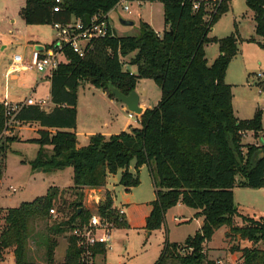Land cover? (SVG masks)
I'll use <instances>...</instances> for the list:
<instances>
[{"label": "trees", "instance_id": "1", "mask_svg": "<svg viewBox=\"0 0 264 264\" xmlns=\"http://www.w3.org/2000/svg\"><path fill=\"white\" fill-rule=\"evenodd\" d=\"M150 1H159L164 6L166 28L161 35L149 22L141 20L137 35L109 33L93 40L84 57L67 49L66 60L49 75L53 106L46 109L29 105L17 113L16 119L21 124L40 126L39 137L32 139L40 145L32 166L49 171L72 167V189L77 198L70 203L71 209L65 211L60 202L63 190L52 186L45 195L3 211L0 249L14 248L16 264H35L27 253L31 220L46 217L55 208L68 220L49 229L64 234L73 222L86 219L90 213L84 205L87 187H105L98 209L112 216L116 194L107 187L108 178L120 173L119 185L130 190L140 185V169L144 165L149 169L156 193L146 229L160 228L166 212L178 205L196 209L195 215L204 217L200 229L184 242L192 253L181 256L177 253L181 244L166 241L155 264H168L171 259H179L180 264H215L208 258L206 248L222 226L229 228L227 236L240 235L253 243L264 241V221L241 214L234 196L236 186L264 188V156L260 157L264 152V110L257 108L249 119L235 114L233 86L225 77L231 60L239 52L241 37L237 24L228 36L209 35L230 9V0ZM195 1L200 2L197 9ZM118 2L26 0L19 14L27 25H52L73 18L85 20L86 15L107 14ZM211 2L216 4L209 10L206 5ZM246 4L254 12L256 34L262 37L264 47V0H246ZM57 5L59 11L54 10ZM210 43H217L220 49L211 65L205 51ZM130 54H134L130 63L137 66L136 73L125 69L121 60ZM140 78L153 79L162 90L158 104L141 114L140 125L110 136L94 134L88 145L79 148L75 132L78 87L90 83L115 98L110 86L128 95L136 89ZM5 111L0 102V147L7 151L16 137L3 134ZM249 132L258 142L243 144ZM46 146H52L51 152ZM132 164L134 172L130 171ZM239 216L245 225L237 224ZM57 246L56 238H48V264H58ZM240 251L242 264H264V248L244 247ZM76 261L77 249L70 237L63 264Z\"/></svg>", "mask_w": 264, "mask_h": 264}, {"label": "rangeland", "instance_id": "2", "mask_svg": "<svg viewBox=\"0 0 264 264\" xmlns=\"http://www.w3.org/2000/svg\"><path fill=\"white\" fill-rule=\"evenodd\" d=\"M217 1V0H214ZM26 0H0V100L5 92H8L12 101L25 99L32 96L34 99L50 100L49 79L37 71H22L7 75V69L17 53L26 54L25 44H32L36 33L41 34L43 39L51 43L55 38V31L52 25L30 26L25 23L20 16V9L24 6ZM218 3V2H217ZM130 8L124 10L122 4L109 12V21L117 35L128 34L137 35L140 32V21H148L155 30L165 28L164 6L159 1L150 0H129ZM216 4L211 2L207 5L209 10ZM230 9L221 17L223 19H232L237 23L242 21L244 13L248 12L249 7L246 0H230ZM236 16V17H235ZM220 17V18H221ZM134 21L133 25L125 26L120 19ZM219 18V19H220ZM13 19L15 21L13 22ZM244 32L246 30L244 29ZM213 29L209 35L212 36ZM243 45L244 55L255 73H252L246 80L247 85H237L233 89V99L236 107L245 105L246 102L253 101L259 108L264 110V82L258 83L257 74L264 73V47L261 42L247 40ZM211 47V45H206ZM211 49V48H210ZM31 52V51H30ZM134 54L122 57L124 68L130 70V60ZM257 81V83H255ZM138 88L144 94L146 102L153 106L161 100L162 90L153 79H138ZM108 94V93H107ZM52 107L49 102L44 106L46 109ZM78 118L79 125L77 131L82 133L89 131L90 128L98 130L105 129V124L110 122L112 117V108L109 104V98L101 88H97L90 83H82L78 87ZM118 113V119L122 120L123 114ZM249 113L248 118L253 117ZM127 115V113H126ZM137 116L141 117V115ZM131 120L135 119L130 117ZM126 121V116L124 117ZM135 121V120H134ZM135 125V123H133ZM22 130L17 139V130L5 136L16 137V140L9 144L7 151L0 147V228L2 229L3 211L16 207L23 201H32L38 196L45 195L49 187L62 189L61 200L65 211L71 209L72 203L77 196L73 192V168L66 167L57 170H45L34 168L32 161L35 159L40 145L32 138L39 137L37 131H33L34 123H22ZM37 126V125H36ZM139 126V125H138ZM253 138L245 137V142H251ZM6 155V156H5ZM108 178L107 187L114 191L116 209H124L128 215V226H120L113 232V249L108 252L107 259L112 264H155L159 259L166 241L170 243L177 242L183 247H178L177 253L181 256L192 253V249L185 248V240L188 236L194 235L200 229L201 223L193 217L195 209L188 206H176L166 212V220L160 228L148 230L145 228L144 220L147 212L146 204L144 206H132L128 210L127 203L136 204L139 200H152L156 197L152 177L147 167H143L140 173L141 183L131 191H127L122 185L115 186L114 178ZM5 178V179H4ZM16 188L13 192L11 187ZM98 197L93 198L92 205H98L97 199L101 194L105 196V187H98ZM116 189V190H115ZM85 190V189H84ZM86 194V193H85ZM100 194V195H99ZM235 204L241 214L250 216L258 221H264V188H248L236 186L234 188ZM85 200V197H84ZM59 202V203H60ZM85 202V201H84ZM85 205V203H84ZM99 206V205H98ZM95 211L87 209V213ZM149 214V213H148ZM78 220V219H77ZM76 220V221H77ZM127 221V220H126ZM50 212L48 216L36 218L30 221L31 235L27 243V253L29 259L35 264H48L46 257V244L48 238H56L58 246L55 250V260L58 264H63L66 257V251L69 243V231L64 234H56L49 228L58 224ZM130 224V225H129ZM143 224V225H142ZM237 224L242 225V217H237ZM227 226L217 229L211 241L206 248L207 256L215 264H242V252L244 247L257 246L264 248V241L253 243L250 240L242 239L240 235H226ZM14 248L3 249L5 258L0 264H16ZM235 254V256H233ZM180 264L179 259H171L168 264Z\"/></svg>", "mask_w": 264, "mask_h": 264}, {"label": "built area", "instance_id": "3", "mask_svg": "<svg viewBox=\"0 0 264 264\" xmlns=\"http://www.w3.org/2000/svg\"><path fill=\"white\" fill-rule=\"evenodd\" d=\"M60 3L62 0H56ZM129 0H119L112 8L116 9L119 4H122L124 10L130 8ZM200 6L199 1L194 2V8ZM207 6V5H206ZM60 5L54 7L55 11H59ZM109 13H97L91 17L90 24L81 18H73L71 21L62 23L55 22L52 24L55 31L54 40L45 47L35 48L30 56L25 58L22 54H15L7 70V75L22 71H37L43 74L52 75L62 61H65L66 50L69 49L80 57H84L90 48L93 40L107 36L109 33L114 34L109 21ZM160 35V34H159ZM263 78L264 73L258 74ZM264 88L260 89L263 92ZM5 108V129L3 134L8 135L14 128L20 126L21 123L16 119L17 113L24 107L29 105H47L46 99L36 100L31 96L26 97L22 101L12 102L9 99L8 92H5L1 101ZM130 117H138L136 120L141 121L140 117L134 112H129ZM15 192L16 188L10 186ZM94 190H100L92 188ZM104 195L98 198V204L102 202ZM115 209L112 216L102 214L99 209L92 211L83 220L73 222L70 229V236L73 239L75 248L77 249L76 264H112L107 259L108 252L113 249V232L126 221V212L124 209ZM50 214L55 220L60 222L67 221L55 208L50 209ZM65 219V220H63ZM0 228V236H1ZM1 246V239H0ZM5 254L3 249H0V262L4 259Z\"/></svg>", "mask_w": 264, "mask_h": 264}, {"label": "crops", "instance_id": "4", "mask_svg": "<svg viewBox=\"0 0 264 264\" xmlns=\"http://www.w3.org/2000/svg\"><path fill=\"white\" fill-rule=\"evenodd\" d=\"M236 17V16H235ZM128 20V19H127ZM15 21V19H13V22ZM134 22V21H133ZM148 22V21H147ZM150 23V22H149ZM235 23L237 24V28H238V32L240 34V37H241V40L239 42V52L238 54L231 60L229 66H228V69H227V72H226V77H225V80L227 83L231 84L233 86V89L235 86L237 85H247L246 83V80H248L247 77H249L252 73H255L253 70H252V67H250V64L248 63L245 55H244V50H243V45L245 44V42H248L247 40L251 39V38H255V41H258V42H261V39L262 37L257 35L256 34V27H255V20H254V12L249 8L248 12L244 13V15L242 16V21L237 23V21L235 20V18L233 17L232 19H230L228 21V19H223L222 17L216 22V24L213 26V34L212 36H216L218 38H222V37H225V36H228L230 34H232L234 31H235ZM151 24V23H150ZM50 25V24H48ZM30 26H37L36 28H40L41 25H30ZM126 26V25H125ZM166 28V26H165ZM165 28L163 30H155L158 34H162L165 30ZM244 29L246 30V32H244ZM139 33V31L137 32ZM120 35H128V34H120ZM36 39L31 41L32 44L30 46V44H25L24 45V49L26 50V54H22L25 58H28L32 52L33 49L35 48H40V47H45L47 46L48 44H50L49 42L45 41V40H42L43 37L42 35L39 33L35 35ZM208 45H211V47L209 46H205V51H206V55H207V59H208V63L209 65H211L215 59L219 56L220 54V49H219V45L217 43H210ZM211 48V49H210ZM31 51V52H30ZM9 68V67H8ZM8 70V69H7ZM130 71L132 73H136L137 72V66L135 65H130ZM40 73V72H39ZM41 75L45 78H48L49 79V86H50V100L48 101L47 99V103L49 102V104H52L51 102V80H50V77H49V74H43L41 73ZM11 76V75H10ZM257 79H258V83H261V82H264V77L261 78L258 76L257 74ZM257 83V81L255 82ZM103 90V89H102ZM139 95H140V106L143 107V111L147 108H153L151 105H149L146 101V98L144 97V94L141 92V90L138 88V84L136 86V89H135ZM104 91V90H103ZM260 91V90H259ZM234 92V91H233ZM104 93L108 96L109 98V104H110V107L112 108V114L115 115V117H112L110 119V122L106 123L105 124V129L103 130H98L97 128H90L89 131H84L82 133V136L83 138L80 139V136H81V133L77 131V128H78V125H79V118H78V108H77V126L75 128V132L77 134V146L80 148V147H83V146H86L89 144L90 142V137L94 134H97V133H101L103 135H106V136H110V135H113V134H118L122 131H128L132 126L133 127H136L138 125H140V122H138L136 120V118L138 117H135V119H133V121L131 120L130 116H129V110L127 108V106L122 103L120 100L118 99H115V98H111L107 92L104 91ZM260 93H263V92H260ZM9 95V94H8ZM10 97V96H9ZM32 97V96H31ZM10 99V98H9ZM3 100V97L2 99L0 100V102ZM11 100V99H10ZM24 99H21V100H17V101H12V102H18V101H22ZM36 100H39V99H36ZM158 104V103H157ZM156 104V105H157ZM258 105V104H257ZM256 104L253 103V101H251L250 103L246 102L245 105H241L239 107H236L235 103H234V99H233V107H234V110H235V114L237 117L241 118V119H249L248 116L249 113H252L251 115H254L255 114V111L257 110V108H259V106H257ZM115 109L119 110L122 114H123V117H122V120L118 119V113L115 112ZM127 113V115H126ZM126 116V121L124 122V117ZM135 120V121H134ZM135 123V125L133 124ZM36 125L33 126V131H37L38 132V129H40V126L37 124V123H34ZM24 125H20V126H17L15 129L17 130V139H18V136H19V133L20 131L22 130ZM245 137H251L253 138V140L251 142H245L244 139H243V144H252V143H256L258 142V140L253 136V134L251 132L247 133L245 135ZM244 137V138H245ZM38 138V137H37ZM34 139V138H32ZM10 147V146H9ZM46 149L47 151L51 152L52 150V146H46ZM6 156V155H5ZM143 167H147L146 165L142 166L141 169H140V173H142V169ZM148 168V167H147ZM149 170V169H148ZM130 171L134 172L135 169H134V164H132L130 166ZM116 176V175H115ZM120 176L121 174H117V177L114 178V181L116 182L115 186H118L119 185V180H120ZM5 179V178H4ZM124 187V186H122ZM245 187V186H243ZM50 188V187H49ZM48 188V189H49ZM125 188V187H124ZM135 188V187H134ZM249 188V187H248ZM47 189V191H48ZM126 189V188H125ZM116 190V189H115ZM127 190V189H126ZM132 189L130 190H127V191H131ZM85 208L86 210L87 209H98L99 208V204L97 206H93L92 205V201H93V198H96L98 197V190H94L92 189L91 187H87L85 188ZM100 195V194H99ZM156 198V197H155ZM154 198V199H155ZM139 200V202H136V204H133V203H130L128 202L127 203V208L128 210L131 209V212L133 215L134 214V210H132V206H144V204H146V208H147V212H146V215H145V220H144V223L146 225V219L148 217V215L150 214L151 210H152V205H151V202L154 200ZM98 201V199H97ZM178 206H183V205H178ZM94 211V210H93ZM126 212V222L129 223L128 221V215H127V211L125 210ZM149 213V214H148ZM197 213V210L195 209V211L192 213L193 214V217L198 219L201 223V226L204 222V217L203 216H196L195 214ZM142 224V225H143ZM130 225V224H129ZM144 225V226H145ZM228 230H226L227 232ZM216 232V231H215ZM70 234H69V238H70ZM6 256V255H5ZM233 256H235V254H233ZM5 258V257H4Z\"/></svg>", "mask_w": 264, "mask_h": 264}, {"label": "water", "instance_id": "5", "mask_svg": "<svg viewBox=\"0 0 264 264\" xmlns=\"http://www.w3.org/2000/svg\"><path fill=\"white\" fill-rule=\"evenodd\" d=\"M85 20L88 24H90V20H91L90 15H86ZM120 21L123 25H126V26H130L134 24L132 20H127L123 18H121ZM168 30L171 31V29H168ZM110 90L112 94L115 96V98H117L118 100H120L122 103H124L127 106L129 111L134 112L138 115H141L144 112L143 107L140 106V95L136 90H133L128 95L123 94L119 89H117L114 86H110ZM263 156H264V152L262 151L260 153V157H263Z\"/></svg>", "mask_w": 264, "mask_h": 264}]
</instances>
